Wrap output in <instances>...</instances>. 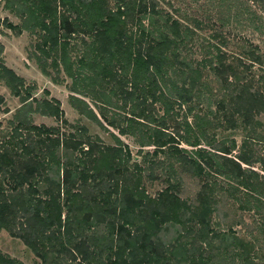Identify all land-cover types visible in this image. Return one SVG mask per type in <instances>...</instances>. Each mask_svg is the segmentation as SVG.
<instances>
[{
	"label": "trees",
	"instance_id": "trees-1",
	"mask_svg": "<svg viewBox=\"0 0 264 264\" xmlns=\"http://www.w3.org/2000/svg\"><path fill=\"white\" fill-rule=\"evenodd\" d=\"M3 2L19 21L1 16L0 22L15 31L37 30L34 55L40 70L48 73L44 57L49 55V65L57 69L61 64L70 77L69 101L79 112L101 124L84 95L98 96L103 103L111 102V94L120 95L123 102L135 99L119 131H134L139 123L154 119L156 124L147 126L145 133L153 150L174 155L194 175L206 174V167L223 174L235 183L227 184L228 194L239 186L255 197V207L260 208L264 139L256 127L260 125L257 114L264 111V87L253 85L244 73L248 63L262 61L256 44L247 42L240 54L228 53L220 46L224 43L220 30H214L211 34L218 39L209 42L212 50L207 48L192 61L180 52L192 29L162 11L156 0ZM78 32L90 37L80 38L82 53L71 59L69 37ZM205 66L220 90L211 119L204 111L190 112L187 103L197 95L193 87ZM0 78L20 98L23 110L61 114L56 97H34L30 85H24L22 76L2 61ZM147 97L159 100L164 112L173 101L186 102L181 128L165 132L162 115L153 118L146 108ZM14 115L11 133L0 137V181H4L0 182V226L19 236L42 264H61L58 259L64 255L76 257L77 264H88L91 256H100L104 264L264 263L260 254L262 260L254 259L257 252L250 238L240 236L230 225L224 230L212 228L209 215L215 204L207 182L195 202L180 197L173 185L150 195L139 183L141 164L133 160L135 168H130L129 150L116 134L112 133L115 143L94 142L82 132L62 135L54 124L31 122L23 111ZM106 122L114 123L111 116ZM214 123L244 128L237 150H230L234 138L213 142L210 135L212 142L206 141L211 146L199 144L206 126ZM80 126L84 133L85 127ZM179 139L190 145L187 151ZM259 140L261 148L254 145ZM167 223L174 232L163 236L159 229ZM174 223H182V228ZM0 264L22 263L0 251Z\"/></svg>",
	"mask_w": 264,
	"mask_h": 264
},
{
	"label": "rangeland",
	"instance_id": "rangeland-1",
	"mask_svg": "<svg viewBox=\"0 0 264 264\" xmlns=\"http://www.w3.org/2000/svg\"><path fill=\"white\" fill-rule=\"evenodd\" d=\"M108 2L111 3L112 0ZM156 2L162 11L175 16L181 23L192 29L180 50L181 54H185L192 61L197 60L207 48L212 50L209 42H215L218 39V35L212 36L211 34L214 30H220L224 42L220 46L228 53L240 54L241 50L247 47V42L256 44L262 61H251L244 73L253 85L264 87V0H156ZM1 16H6L12 22L19 21V16L12 9L7 8L3 0H0ZM89 37V34L80 32L70 35L68 54L71 59L82 53L84 44L81 39L88 40ZM37 40H39L37 30L30 31L20 28L15 31L0 22V61L22 76L23 84L30 85V94L34 97L50 95L56 97L62 110L61 114L56 117L37 110H23L25 106H22L20 98L11 93L3 79L0 78V93L3 97L0 102V108H2L0 109V137L6 138L11 133L10 126L14 124L16 117L14 114L21 111L25 112L27 119L31 122L56 125L62 135L67 132L76 134L82 132V135L87 134L94 142L100 140L115 143L112 135L114 133L119 137L121 145H126L129 150V158L126 162L130 168H135L132 165L133 160L141 164L142 168L137 171L140 174L139 183L144 186L148 194H156L161 187L173 185V190L180 197L188 203L195 202L198 190L204 182H207L213 188L212 203L215 204L209 215L212 228L224 230L230 225L237 234L253 241V248L257 252L254 259L262 260L258 254L264 256V200L263 203L260 202L262 203L260 208L255 207V197L241 190L239 186L235 193L231 195L227 193V184L234 182L223 174L206 167L208 170L206 174L194 175L184 169L174 155L165 150H153V144L145 141V133L148 130L147 126L156 124L154 119L139 123L140 128H135L134 131H119L117 127L127 123L125 115L128 114L129 106L135 99L131 102L130 100L123 102L124 99L120 95L111 94V102L103 103L98 96L84 95L83 97L88 101L101 124L83 112H79L69 101L70 77L63 71L61 64L59 63L57 69L49 65V55L44 57L48 73L40 70L34 55L37 52L34 42ZM242 59L248 60L244 56ZM199 80L200 82L193 87L197 95L194 93L187 103L191 105L190 112L204 111L211 119L212 115L216 114L215 99L220 92L217 89V80L206 66L202 67ZM43 88H46L47 92ZM31 100L33 103V99ZM187 103L178 104L173 101L167 112H164L159 100H149L147 97L144 101L153 118H159L162 115L165 120V132L174 130V127L181 128L180 124ZM4 107L6 109L3 110ZM190 112H186L188 120L191 117ZM109 116L113 118L114 123L106 122V117ZM257 117L260 119V125L256 128L261 129L262 139H264V111L258 113ZM80 124L85 127L84 133ZM204 133L205 136L199 139L200 145L211 146V143L206 141L210 140L211 136L214 138L213 142L215 140L228 142L230 138H234L235 144L230 149L234 152L238 148L237 144L243 136L244 128L240 124L224 126L222 123H214L207 125ZM178 142L185 146L186 151L190 148V145L182 140L179 139ZM261 143L260 140L255 141L254 145L261 148ZM253 164L257 165V163ZM0 182L4 181L1 179ZM177 226L181 229L182 223L180 225L176 223L175 227ZM159 232L163 236H169L174 229L169 225L165 229H159ZM0 251L14 257L22 264H42L39 257L19 236L10 234L3 226H0ZM91 257L98 262L92 263L90 259L88 264H104L100 256ZM58 261L61 264H77L78 260L76 257L71 259L64 255Z\"/></svg>",
	"mask_w": 264,
	"mask_h": 264
}]
</instances>
